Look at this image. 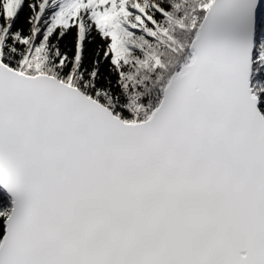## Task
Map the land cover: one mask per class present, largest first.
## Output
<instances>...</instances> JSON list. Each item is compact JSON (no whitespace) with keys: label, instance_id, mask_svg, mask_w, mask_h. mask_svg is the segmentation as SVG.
<instances>
[{"label":"snow or ice","instance_id":"obj_1","mask_svg":"<svg viewBox=\"0 0 264 264\" xmlns=\"http://www.w3.org/2000/svg\"><path fill=\"white\" fill-rule=\"evenodd\" d=\"M0 264H264V0H0Z\"/></svg>","mask_w":264,"mask_h":264}]
</instances>
